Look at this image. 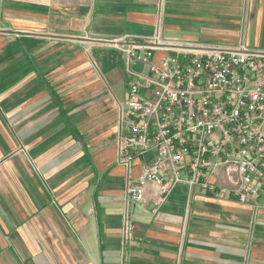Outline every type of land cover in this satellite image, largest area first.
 Here are the masks:
<instances>
[{
	"label": "crops",
	"instance_id": "crops-1",
	"mask_svg": "<svg viewBox=\"0 0 264 264\" xmlns=\"http://www.w3.org/2000/svg\"><path fill=\"white\" fill-rule=\"evenodd\" d=\"M165 1L167 37L264 49V0ZM160 3L0 0V264H123L128 76L103 37L153 34ZM182 185L132 208L125 264H264V209Z\"/></svg>",
	"mask_w": 264,
	"mask_h": 264
},
{
	"label": "built area",
	"instance_id": "built-area-1",
	"mask_svg": "<svg viewBox=\"0 0 264 264\" xmlns=\"http://www.w3.org/2000/svg\"><path fill=\"white\" fill-rule=\"evenodd\" d=\"M160 1L153 34L103 37L124 53L128 76L117 119V163L127 168L123 264L132 208L158 212L180 184L190 199L200 192L264 209V49L243 35L235 44L167 37Z\"/></svg>",
	"mask_w": 264,
	"mask_h": 264
},
{
	"label": "rangeland",
	"instance_id": "rangeland-1",
	"mask_svg": "<svg viewBox=\"0 0 264 264\" xmlns=\"http://www.w3.org/2000/svg\"><path fill=\"white\" fill-rule=\"evenodd\" d=\"M230 12V14H239L238 13V8H236V6L234 7V9H232V10H230L229 11ZM235 17V16H234ZM176 32V31H175ZM171 33V32H170ZM171 34H173V33H171ZM173 35H175V33L173 34ZM176 35H178V34H176ZM181 36V35H180ZM179 37V36H178ZM180 38V37H179ZM103 52H104V55H105V57H106V59H108V58H111L112 56L114 57H117V52H115V50H113V49H110V48H104L103 49ZM161 55H162V52L161 53H157L156 54V58H155V60H156V62H160V57H161ZM141 68V65H136L135 66V69H140ZM180 186H183L182 184H180L179 185V187Z\"/></svg>",
	"mask_w": 264,
	"mask_h": 264
}]
</instances>
